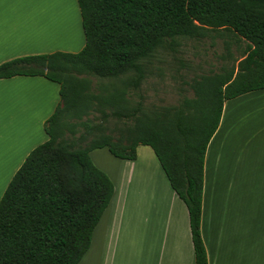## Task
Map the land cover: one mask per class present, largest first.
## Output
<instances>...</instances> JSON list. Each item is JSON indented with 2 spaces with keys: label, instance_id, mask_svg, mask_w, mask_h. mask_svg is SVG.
Wrapping results in <instances>:
<instances>
[{
  "label": "trees",
  "instance_id": "16d2710c",
  "mask_svg": "<svg viewBox=\"0 0 264 264\" xmlns=\"http://www.w3.org/2000/svg\"><path fill=\"white\" fill-rule=\"evenodd\" d=\"M76 2L85 40L79 52L28 56L0 66V79L43 77L59 85L60 98L44 123L48 140L27 155L0 198V264H79L114 194L90 153L106 149L116 159L135 161L140 145L151 148L187 209L194 264H208L200 232L205 153L223 104L264 89V0ZM207 31L244 41L242 60L236 68L194 80L193 98L179 106L149 119L139 116L140 105L128 110L125 92L89 95V77L115 79L129 72L134 73L129 88L139 90L141 61L157 49L174 48L179 38L198 39ZM106 105L118 110L108 115ZM95 115L101 122L92 126ZM109 116L134 124L115 139L104 135L86 142Z\"/></svg>",
  "mask_w": 264,
  "mask_h": 264
},
{
  "label": "crops",
  "instance_id": "0c3cea01",
  "mask_svg": "<svg viewBox=\"0 0 264 264\" xmlns=\"http://www.w3.org/2000/svg\"><path fill=\"white\" fill-rule=\"evenodd\" d=\"M19 2L0 0V66L84 47L70 35L57 36L62 44L46 39ZM52 3L46 18L59 29ZM59 101V85L43 77L0 79V175L48 140L43 125ZM27 129L40 135L32 145L17 137ZM106 154L114 194L79 264H194L187 209L151 148L138 146L135 161ZM200 232L208 264H264V89L223 104L204 158Z\"/></svg>",
  "mask_w": 264,
  "mask_h": 264
},
{
  "label": "rangeland",
  "instance_id": "374dc122",
  "mask_svg": "<svg viewBox=\"0 0 264 264\" xmlns=\"http://www.w3.org/2000/svg\"><path fill=\"white\" fill-rule=\"evenodd\" d=\"M71 1L73 6L71 11H66L68 13L65 12L67 9L66 0H46V3L42 4L43 7L40 6L41 9L37 12V15H33L38 24L46 23V25H52L54 22L48 20L45 14L47 13L46 11H50L48 6L54 2V6L58 8L61 16L60 24L62 25L63 23L65 25L67 20H71V22L69 21V25L65 27V30H60L61 28L64 29L63 27H59V29L54 28L53 33L55 32L56 35L54 40L46 36V39L53 43L59 42L62 44L63 39L57 36L62 37L64 34L65 36H72V26H76L78 32V35L73 32L72 38L80 43L84 41L83 35L81 36V18L77 9L76 0ZM21 2L20 0L19 4ZM44 28L46 27L44 26ZM245 47L246 43L244 41L225 31H207L204 37L198 39L179 38L174 48L169 50L165 48L157 49L149 59L140 62L144 70V80L139 90L135 91L129 88L128 83L134 77V73L129 72L115 79L89 77L90 90L88 93L90 96L105 98L120 92H125L127 94L128 110L132 111L137 105H140L141 112L139 116L145 115L149 119H152L155 112L177 107L184 98H193L194 95L190 85L194 80L211 75L212 73H219L223 68H236L238 62L242 60ZM103 109L108 115L118 110L111 105H106ZM99 122H101L100 115H95L91 119L92 126ZM133 124L134 120L126 121L109 116L105 122H102L101 132L87 137L86 142L104 135H110L115 139L119 130L126 126H133ZM27 130L30 131L29 129ZM80 132L81 129H78L77 134ZM64 134L65 137H69L68 132ZM21 136L30 139L29 145H32L40 137V135H34L32 132L31 134H22L19 131L17 137L20 138ZM43 143L45 141L36 146ZM106 153H108L106 150L94 151L91 153V160L97 169L109 177L108 173L111 174L112 168L110 169L109 163L105 159L107 158ZM6 172H9V174L0 175V198L16 173L12 168L6 170ZM99 230L100 228L97 230V234Z\"/></svg>",
  "mask_w": 264,
  "mask_h": 264
},
{
  "label": "bare ground",
  "instance_id": "6f19581e",
  "mask_svg": "<svg viewBox=\"0 0 264 264\" xmlns=\"http://www.w3.org/2000/svg\"><path fill=\"white\" fill-rule=\"evenodd\" d=\"M44 3H46V0H25V1L22 0L21 6H22V9L26 10L28 16H32L33 17V15H37V12L41 9L40 6L43 7L42 4H44ZM72 6H73L72 5V1L71 0H66V8L69 9V10L66 9L65 12L66 11H71L72 10ZM66 13H68V12H66ZM45 16H46V14H45ZM69 21L71 22V20L69 19V20H67V22L65 23V25H63V23H62L63 26L60 25V27H63L64 29L61 28L60 30H65V27H67L69 25ZM36 24H37V22H36ZM43 24L46 27L45 29H43L45 31L44 32V35L52 36L53 39H55V36H56L55 35V32L53 33V31L55 30L54 29L55 26L53 24L52 25H50V24L49 25H46V23H43ZM36 26H39V25H36ZM72 27H73V29L71 31L77 33V35H78L76 26L75 27L72 26ZM73 32H72V36H73Z\"/></svg>",
  "mask_w": 264,
  "mask_h": 264
}]
</instances>
